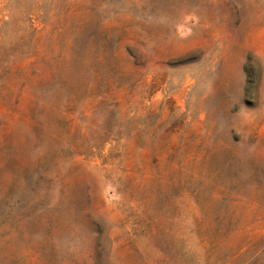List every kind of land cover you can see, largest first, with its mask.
Here are the masks:
<instances>
[{
    "label": "rangeland",
    "instance_id": "374dc122",
    "mask_svg": "<svg viewBox=\"0 0 264 264\" xmlns=\"http://www.w3.org/2000/svg\"><path fill=\"white\" fill-rule=\"evenodd\" d=\"M0 264H264V0H0Z\"/></svg>",
    "mask_w": 264,
    "mask_h": 264
}]
</instances>
